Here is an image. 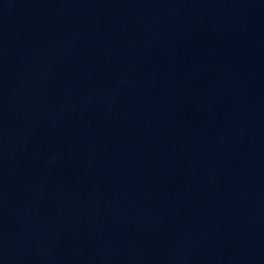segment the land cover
<instances>
[{"label":"water","instance_id":"95a60500","mask_svg":"<svg viewBox=\"0 0 264 264\" xmlns=\"http://www.w3.org/2000/svg\"><path fill=\"white\" fill-rule=\"evenodd\" d=\"M0 264H264V0H0Z\"/></svg>","mask_w":264,"mask_h":264}]
</instances>
